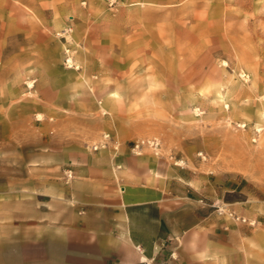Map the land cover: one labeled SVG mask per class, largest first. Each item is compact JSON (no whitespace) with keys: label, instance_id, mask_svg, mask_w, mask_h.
<instances>
[{"label":"rangeland","instance_id":"1","mask_svg":"<svg viewBox=\"0 0 264 264\" xmlns=\"http://www.w3.org/2000/svg\"><path fill=\"white\" fill-rule=\"evenodd\" d=\"M5 25L53 42L60 96L82 108L57 118L86 120L69 133L85 147L163 158L176 189L214 184L220 217L264 229V0H0Z\"/></svg>","mask_w":264,"mask_h":264},{"label":"crops","instance_id":"2","mask_svg":"<svg viewBox=\"0 0 264 264\" xmlns=\"http://www.w3.org/2000/svg\"><path fill=\"white\" fill-rule=\"evenodd\" d=\"M12 26L0 28V264H264V229L220 217L218 186L178 190L163 158L93 151L70 135L86 120L57 118L82 108L60 96L58 56L44 55L53 42Z\"/></svg>","mask_w":264,"mask_h":264},{"label":"built area","instance_id":"3","mask_svg":"<svg viewBox=\"0 0 264 264\" xmlns=\"http://www.w3.org/2000/svg\"><path fill=\"white\" fill-rule=\"evenodd\" d=\"M104 139L105 140L108 139L110 141L109 135H105ZM114 143L117 144L116 141H114ZM106 145H107V143H104V144L99 145V147L105 148ZM143 145H149V147L153 151H156L159 148V143L157 141H155V140L147 141L146 144H145V142L140 141V142H135L134 143V145L132 147V151L135 152L136 154H140V150L143 147ZM116 148H117V146L114 147V150H116ZM92 149H93V151H96L98 149V146H93Z\"/></svg>","mask_w":264,"mask_h":264}]
</instances>
